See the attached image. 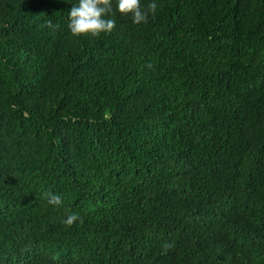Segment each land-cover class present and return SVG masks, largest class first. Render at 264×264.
<instances>
[{
	"label": "trees",
	"instance_id": "16d2710c",
	"mask_svg": "<svg viewBox=\"0 0 264 264\" xmlns=\"http://www.w3.org/2000/svg\"><path fill=\"white\" fill-rule=\"evenodd\" d=\"M157 3L0 0V264H264V0Z\"/></svg>",
	"mask_w": 264,
	"mask_h": 264
},
{
	"label": "clouds",
	"instance_id": "9594fccd",
	"mask_svg": "<svg viewBox=\"0 0 264 264\" xmlns=\"http://www.w3.org/2000/svg\"><path fill=\"white\" fill-rule=\"evenodd\" d=\"M72 5L67 12V29L73 36L91 35L99 36L101 33H110L115 27V20L112 18L113 3L115 11L121 15L130 16L132 23L139 25L146 23L149 16H154L158 9L157 0H150L144 6L141 0H67ZM50 28L57 27L51 21L47 22ZM47 203L59 207L63 201L59 194L47 192ZM78 220L76 214H70L63 221L66 225H72ZM165 247H170L166 245Z\"/></svg>",
	"mask_w": 264,
	"mask_h": 264
},
{
	"label": "rangeland",
	"instance_id": "374dc122",
	"mask_svg": "<svg viewBox=\"0 0 264 264\" xmlns=\"http://www.w3.org/2000/svg\"><path fill=\"white\" fill-rule=\"evenodd\" d=\"M42 252H44L45 250H41Z\"/></svg>",
	"mask_w": 264,
	"mask_h": 264
},
{
	"label": "bare ground",
	"instance_id": "6f19581e",
	"mask_svg": "<svg viewBox=\"0 0 264 264\" xmlns=\"http://www.w3.org/2000/svg\"><path fill=\"white\" fill-rule=\"evenodd\" d=\"M52 242V241H51ZM44 264V263H43Z\"/></svg>",
	"mask_w": 264,
	"mask_h": 264
}]
</instances>
